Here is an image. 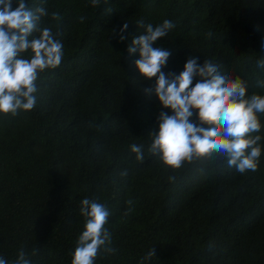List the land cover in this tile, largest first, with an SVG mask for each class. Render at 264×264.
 Returning <instances> with one entry per match:
<instances>
[{
  "label": "trees",
  "instance_id": "1",
  "mask_svg": "<svg viewBox=\"0 0 264 264\" xmlns=\"http://www.w3.org/2000/svg\"><path fill=\"white\" fill-rule=\"evenodd\" d=\"M25 3L46 9L40 27L51 29L63 56L38 73L32 110L0 114V258L15 264L23 248L30 264H72L89 198L109 210L115 249L94 264H264V113L252 133L261 137L255 171L241 173L220 154L166 166L149 148L159 112L171 113L145 91L155 78L139 73L138 53L127 52L145 31L138 21L168 20L174 27L153 44L171 51L166 74L195 56L246 81V98L264 96V0ZM124 23L128 39L120 41Z\"/></svg>",
  "mask_w": 264,
  "mask_h": 264
},
{
  "label": "clouds",
  "instance_id": "2",
  "mask_svg": "<svg viewBox=\"0 0 264 264\" xmlns=\"http://www.w3.org/2000/svg\"><path fill=\"white\" fill-rule=\"evenodd\" d=\"M91 3L97 6L100 0ZM45 15V8L33 10L25 0H17L15 4L14 0H0V114L14 116L19 110H32L36 104L38 73L61 63L62 43L55 39L51 29L40 27L41 17ZM52 15L56 17V13ZM137 24L145 31L132 39L127 52L138 53L134 64L139 73L150 80L155 78L145 91L171 113L159 112L149 151L174 169L194 157L220 154L227 159L229 167L235 166L241 173L255 171L261 155L258 143L261 137L252 133L261 128L257 113H264V96L254 94L246 98V81L239 76L233 79L221 75L218 64L210 60L201 64L195 56L187 59L179 74H166L162 69L171 51L153 44L167 35L173 23L165 20L153 27L140 20ZM128 26L124 23L115 33L120 41H127L128 36L123 33ZM34 33L39 35L34 37ZM261 48L264 50V41ZM28 50L32 57L22 58L21 54ZM257 67L264 68V59L257 61ZM258 84L264 86V81ZM131 151L137 154V160H143L140 147L133 145ZM80 213L85 218L84 230L78 237L72 264H94L101 250L115 251L108 247L111 234L105 227L110 212L104 204L85 198ZM37 252L38 249H33L31 254ZM155 253L152 247L145 259L153 258ZM27 256L22 248L15 264H30ZM0 264L6 261L0 258Z\"/></svg>",
  "mask_w": 264,
  "mask_h": 264
}]
</instances>
